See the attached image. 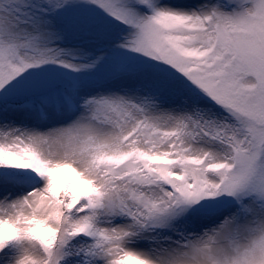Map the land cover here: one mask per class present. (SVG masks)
<instances>
[{
    "label": "snow or ice",
    "instance_id": "obj_1",
    "mask_svg": "<svg viewBox=\"0 0 264 264\" xmlns=\"http://www.w3.org/2000/svg\"><path fill=\"white\" fill-rule=\"evenodd\" d=\"M0 264H264V0H0Z\"/></svg>",
    "mask_w": 264,
    "mask_h": 264
},
{
    "label": "rangeland",
    "instance_id": "obj_2",
    "mask_svg": "<svg viewBox=\"0 0 264 264\" xmlns=\"http://www.w3.org/2000/svg\"><path fill=\"white\" fill-rule=\"evenodd\" d=\"M69 175V173L67 171H65L64 173L61 174L62 178H66Z\"/></svg>",
    "mask_w": 264,
    "mask_h": 264
}]
</instances>
